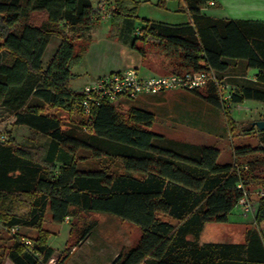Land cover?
<instances>
[{
    "label": "trees",
    "instance_id": "16d2710c",
    "mask_svg": "<svg viewBox=\"0 0 264 264\" xmlns=\"http://www.w3.org/2000/svg\"><path fill=\"white\" fill-rule=\"evenodd\" d=\"M130 1L112 0L111 18L120 17ZM181 1L187 22L144 20L129 48L143 62L144 45L159 49L165 74L148 68L154 76L211 72L223 84L226 59L245 61L258 70L256 79L245 80L239 90L229 89L227 102L264 103V22L209 16L205 10L215 0ZM33 13H44L46 19L33 24ZM96 16L90 0H0V54L5 57L0 60V107L13 113L15 126L30 131L18 144L11 138L0 140V228L10 242L7 259L48 264L54 251L47 245L45 216L60 224L85 212L114 215L141 230L136 245L107 264H264V235L256 229H247L241 244L197 243L206 223L228 221L244 191L264 189V131L256 130L255 146H234L233 161L219 163L220 151L213 145L168 140L150 131L155 116L144 107L132 105L121 113L119 102L102 103L85 116L82 95L69 82L89 47L91 30L99 24ZM52 37L60 38L61 45L43 69L42 56ZM185 91L222 112L231 125L213 82ZM60 112L78 117L73 124L78 133L62 128ZM79 150L90 152V158H116L124 172L82 168L75 158ZM255 154L259 158L239 162ZM161 214L169 220L160 219ZM255 222H264V198L257 204ZM12 227L18 232L11 234ZM74 227L70 225V235ZM92 227L82 229L73 248ZM63 252L54 264H64L71 254L67 248Z\"/></svg>",
    "mask_w": 264,
    "mask_h": 264
},
{
    "label": "rangeland",
    "instance_id": "374dc122",
    "mask_svg": "<svg viewBox=\"0 0 264 264\" xmlns=\"http://www.w3.org/2000/svg\"><path fill=\"white\" fill-rule=\"evenodd\" d=\"M96 1L98 0H92L93 3ZM104 2L106 4L105 10H96L99 24L91 30L89 43L98 44L97 42L101 38L106 37L117 38L130 43L144 20L175 25L187 22L189 19L181 0H166L163 4H160L158 0H132L125 3L122 15L117 18H111L114 7L112 0L109 2L104 0ZM100 12H103L106 17L101 18L99 16ZM205 12L209 16H218L214 5L207 8ZM45 19L44 13H33L30 16L31 23L36 25L41 24ZM143 50L146 61H142L137 66L139 76H153L148 68L155 69L159 75L165 74L161 69L166 61L159 49L155 45L149 44L144 45ZM0 60H5L4 55L0 54ZM118 60L120 66L129 64L132 61L131 57L126 55H121ZM116 61L114 65L117 64ZM87 81L88 79L79 72L70 80L69 87L72 91L79 92ZM118 102L120 103L118 109L121 113H125L126 109L132 105L144 107L151 111L155 116V120L150 131L163 135L165 139L193 145H213L217 147L220 151L219 163L233 161L234 146L240 144L255 146L257 144V129L254 128L253 132L249 134H244V131L250 130V122L264 117V105L243 102L238 107L232 105L228 108L229 122L231 123L229 125L222 112L187 91H167L156 96L138 97L134 100L122 99ZM58 117L63 129L78 133L76 131L78 129L73 126L78 121L76 115L60 112ZM23 127H16L11 132L0 129V140L9 139L13 135L15 141H19V143L26 141L30 131ZM90 155V152L83 150H79L75 154L80 167H104L115 173L124 172L118 159L104 156L90 158ZM254 158H259V155L243 157L239 162L243 163ZM254 190L255 188L248 190L249 211L241 213L235 209L228 216V221L225 223H206L197 243L199 245L207 243L241 244L245 240L247 229H256L264 235V222L258 225L255 222L257 204L262 198L253 194ZM159 218L165 221L169 220L167 215L161 214ZM171 222L174 223L173 220ZM92 224L93 227L90 233L76 248H73L82 229ZM43 225L49 230L46 239L47 245L54 251V256L49 264H54L59 256H63L65 254L63 251L66 248L70 250L71 254L64 264H107L120 252L136 245L141 236V230L138 226L105 213L77 212L76 217L60 224H52L50 216L47 214ZM70 225L75 226L72 235H70ZM21 232L34 234V232L25 229H22ZM188 239L193 240L191 236ZM9 245L7 233L0 228V264L7 258L6 248L8 249V247L6 246Z\"/></svg>",
    "mask_w": 264,
    "mask_h": 264
},
{
    "label": "crops",
    "instance_id": "0c3cea01",
    "mask_svg": "<svg viewBox=\"0 0 264 264\" xmlns=\"http://www.w3.org/2000/svg\"><path fill=\"white\" fill-rule=\"evenodd\" d=\"M90 1L92 6L95 8L97 1L95 3H93L92 0ZM214 2V7L218 12V16L216 18L247 21L252 23L264 22V0H215ZM97 43L98 44L91 42L89 44V47L80 64L72 70L75 75L80 72L83 76H85L88 79L87 83L112 71H122L127 68H137L138 64L142 62L140 56L129 48L128 42H123L117 38L106 37L101 38V40H99ZM60 45V38L52 37L50 39L42 56L43 69L48 66ZM121 55L131 57L132 61L129 64H122V66H120L121 64L119 63L118 59L121 58ZM115 60H117V64L114 65ZM226 62L228 63V68L223 73L222 80L229 86V89L239 90L245 84V80L254 81L256 79L258 70L247 67L245 61L226 59ZM154 75L156 74L153 73V76ZM261 87L264 89V86ZM244 102L264 105V103L256 101ZM240 105L242 104H239V106ZM14 120L15 117L13 113L0 107L1 130L11 132L16 127H23L15 126ZM257 120H264V117H260ZM26 129L28 130L27 127ZM10 138L14 139L13 135H11ZM15 143L18 144L19 141H15ZM6 250L8 249L6 248ZM2 264L13 263L6 258Z\"/></svg>",
    "mask_w": 264,
    "mask_h": 264
},
{
    "label": "built area",
    "instance_id": "2783aa9c",
    "mask_svg": "<svg viewBox=\"0 0 264 264\" xmlns=\"http://www.w3.org/2000/svg\"><path fill=\"white\" fill-rule=\"evenodd\" d=\"M209 5H214V2H210ZM105 8L106 4L104 0H98L96 2V10L100 9L101 11H104ZM99 16L101 18L106 17L103 12L99 14ZM208 82H213L218 87L222 99L225 101V106L230 108V105L227 102L230 99V96L227 93L229 86L227 84L220 83L216 76L211 72L142 77L139 76L137 68L112 71L85 84L79 91L82 95L81 107L84 115L89 116L92 109L98 107L102 103H116L122 99L131 100L140 96H154L167 91L200 89ZM223 92L225 93L223 94ZM235 106L238 107L239 104ZM253 194L259 196L260 198H264V189H255ZM248 197L249 192L244 191L243 196L236 205V209L241 213H246L250 209ZM17 232L18 227L10 228L11 234H15ZM21 241L26 245L31 244L29 240L23 238Z\"/></svg>",
    "mask_w": 264,
    "mask_h": 264
},
{
    "label": "water",
    "instance_id": "95a60500",
    "mask_svg": "<svg viewBox=\"0 0 264 264\" xmlns=\"http://www.w3.org/2000/svg\"><path fill=\"white\" fill-rule=\"evenodd\" d=\"M256 128L258 131H264V120H255L250 122V129Z\"/></svg>",
    "mask_w": 264,
    "mask_h": 264
}]
</instances>
